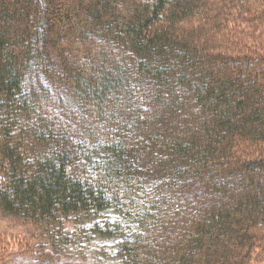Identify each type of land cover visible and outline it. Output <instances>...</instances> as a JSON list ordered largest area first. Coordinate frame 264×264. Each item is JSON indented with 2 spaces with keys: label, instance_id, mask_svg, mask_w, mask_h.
Masks as SVG:
<instances>
[{
  "label": "trees",
  "instance_id": "obj_1",
  "mask_svg": "<svg viewBox=\"0 0 264 264\" xmlns=\"http://www.w3.org/2000/svg\"><path fill=\"white\" fill-rule=\"evenodd\" d=\"M0 212L50 253L258 259L264 0H0Z\"/></svg>",
  "mask_w": 264,
  "mask_h": 264
},
{
  "label": "rangeland",
  "instance_id": "obj_2",
  "mask_svg": "<svg viewBox=\"0 0 264 264\" xmlns=\"http://www.w3.org/2000/svg\"><path fill=\"white\" fill-rule=\"evenodd\" d=\"M71 226L66 223V231ZM33 230L35 227L30 223L0 212V264H119L111 253L108 240L103 243L105 252L98 250L97 241L92 238L88 243H68L50 253L51 245L47 240L29 239ZM26 244L32 248L27 250ZM251 264H264V254L261 253Z\"/></svg>",
  "mask_w": 264,
  "mask_h": 264
}]
</instances>
